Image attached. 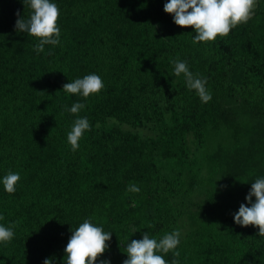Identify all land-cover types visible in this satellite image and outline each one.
<instances>
[{
    "label": "trees",
    "instance_id": "16d2710c",
    "mask_svg": "<svg viewBox=\"0 0 264 264\" xmlns=\"http://www.w3.org/2000/svg\"><path fill=\"white\" fill-rule=\"evenodd\" d=\"M52 2L60 42L37 53L39 38L15 29L17 12L30 15L25 0H0V225H16L0 264H65L71 230L89 218L111 232L99 257L109 264L143 234L175 229L179 264H264L258 227L233 220L264 178V0L226 37L197 43L167 0ZM177 58L206 78L208 103L174 75ZM92 73L99 93L62 90ZM75 102L78 115L65 110ZM78 116L91 129L73 151ZM9 171L20 174L12 194Z\"/></svg>",
    "mask_w": 264,
    "mask_h": 264
},
{
    "label": "clouds",
    "instance_id": "9594fccd",
    "mask_svg": "<svg viewBox=\"0 0 264 264\" xmlns=\"http://www.w3.org/2000/svg\"><path fill=\"white\" fill-rule=\"evenodd\" d=\"M25 3L31 12L28 18H24L19 12L16 13L18 17L15 22L16 31L39 38V43L35 46L37 53L44 51L45 45H58L60 42L58 6L52 0H25ZM256 4L257 0H167L163 11L172 15L175 25L182 28L191 27L196 33L193 43H197L214 41L217 36L226 37L234 27L247 23L252 18ZM171 63L174 65V75L183 74L187 88L195 90L201 102L208 103L211 100V93L206 88V78L200 77L199 73L193 74L187 61L177 58ZM103 88L102 78L95 73L76 78L62 86L65 92L78 94L84 98L99 93ZM84 108L85 104L75 102L65 110L78 115ZM90 129L87 117L78 116L73 121L67 134V141L73 151L79 148V141L84 132ZM19 180L18 172L9 171L2 179L4 190L9 194L14 193ZM127 191L138 193L140 189L135 184H130ZM253 197L255 202L252 200ZM245 200L250 206L240 204L233 216L234 223L242 227H258V235L264 236V178H257L251 183ZM2 219L0 216V220ZM15 226V223L10 227L0 225V242L7 243L13 239ZM180 237L179 229L166 233L159 239L151 237L147 232L143 234L142 239H134L127 243L125 248L127 259L122 264H169L163 255L169 252L173 256L171 264H179L180 252L176 249L180 244ZM110 239L111 232L94 224L91 218L85 219L77 228L71 230V236L64 248L65 264H97V261L98 264H109V261L99 260V257L108 250L107 242ZM43 264H52V259H45Z\"/></svg>",
    "mask_w": 264,
    "mask_h": 264
}]
</instances>
